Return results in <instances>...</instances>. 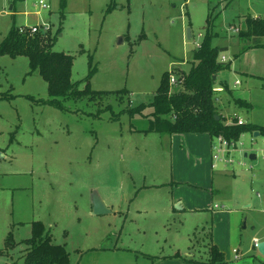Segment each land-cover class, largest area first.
Returning <instances> with one entry per match:
<instances>
[{
    "label": "rangeland",
    "instance_id": "374dc122",
    "mask_svg": "<svg viewBox=\"0 0 264 264\" xmlns=\"http://www.w3.org/2000/svg\"><path fill=\"white\" fill-rule=\"evenodd\" d=\"M38 2L0 0V41L12 24H46L52 50L72 56L79 89L88 81L128 92L58 108L44 102L47 84L27 57L0 55V264H24L35 221L68 264H210L211 244L220 264H264L255 247L264 236V136L244 132L224 146L207 132L148 130L149 106L122 111L151 101L164 71L187 72L207 36L228 66L215 84L222 122L264 126V35H240L247 17L264 16V0ZM220 145L222 159H212ZM93 191L109 213L92 214Z\"/></svg>",
    "mask_w": 264,
    "mask_h": 264
},
{
    "label": "trees",
    "instance_id": "16d2710c",
    "mask_svg": "<svg viewBox=\"0 0 264 264\" xmlns=\"http://www.w3.org/2000/svg\"><path fill=\"white\" fill-rule=\"evenodd\" d=\"M245 21L246 28L240 31V35L246 38L264 35V16L255 18L249 16ZM51 44L52 36L49 29L33 33L27 30L20 32L18 26L14 24L0 41V55L5 54L12 58L27 57L29 72L36 71L46 82L49 98L44 102L63 108L61 100L87 97L88 100L95 101L113 94L121 101L123 98L121 95L128 92L126 89L114 92L93 90L89 87L88 81L84 88L79 89L70 79L72 56L52 50ZM218 54V47L212 46L209 37L206 36L192 51L189 70L187 72L179 70L176 77L178 90L174 91L169 83L172 71H164L151 101L136 107L126 106L122 111L143 114V108L149 106L151 111L145 116L148 117V130L153 132H207L211 136L220 135L227 141L238 139L244 132L253 134L254 131H258L259 135L264 136V126L249 122L241 124L222 122L223 118L215 105L218 92L215 84L217 74L228 66L219 60ZM220 84L226 86L224 82ZM236 103L249 106L242 100H237ZM105 108H109V104ZM164 115H169L170 118L167 119ZM216 115L218 119L215 118ZM32 227V235L24 241L26 244L24 264H68L67 251L62 245L51 241V236L42 223L35 221ZM208 253L206 263L223 262L224 256L214 244L209 246Z\"/></svg>",
    "mask_w": 264,
    "mask_h": 264
},
{
    "label": "built area",
    "instance_id": "2783aa9c",
    "mask_svg": "<svg viewBox=\"0 0 264 264\" xmlns=\"http://www.w3.org/2000/svg\"><path fill=\"white\" fill-rule=\"evenodd\" d=\"M42 7H47V5L43 2V0H39L38 2ZM19 28V31L20 32H23V31H29L31 33L37 31V30H42V31H46L49 29V27L46 25V24H42L40 26L38 25H32V26H26V25H19L18 26ZM234 31H238V29L234 28L233 29ZM199 46V45H198ZM220 61L224 62L225 61V57L224 56H221L219 58ZM176 82H177V79L174 75L170 74L169 76V83L172 85V86H176ZM235 83H238V81H236ZM218 90V89H217ZM238 124H241L243 123V121L241 119L237 120L236 121ZM217 140L219 142H221L224 146H227V145H232L234 146V144L231 142V141H227L226 139H224L222 136L218 135L217 136ZM224 150L225 148H223L221 145L219 146V148H217V151L216 153L212 154V159H218V160H221L222 158L219 157V154H223L224 153ZM226 162H230V159H225ZM214 166V164H212V167ZM257 241H255V245H256ZM234 252H236V250H234Z\"/></svg>",
    "mask_w": 264,
    "mask_h": 264
},
{
    "label": "water",
    "instance_id": "95a60500",
    "mask_svg": "<svg viewBox=\"0 0 264 264\" xmlns=\"http://www.w3.org/2000/svg\"><path fill=\"white\" fill-rule=\"evenodd\" d=\"M12 8V5H9V9ZM187 35L188 37L190 36V31L187 29ZM178 86H173L172 89L174 91L178 90ZM216 119H218V115L215 116ZM259 135L258 131L253 132V137H256ZM244 157H248L249 159H254L255 154H247L246 152L244 153ZM90 206H91V212L94 215H99V214H104V213H109L110 210L105 204V202L100 198V196L93 191L90 196ZM257 251L264 256V239L261 241H258L255 245Z\"/></svg>",
    "mask_w": 264,
    "mask_h": 264
},
{
    "label": "crops",
    "instance_id": "0c3cea01",
    "mask_svg": "<svg viewBox=\"0 0 264 264\" xmlns=\"http://www.w3.org/2000/svg\"><path fill=\"white\" fill-rule=\"evenodd\" d=\"M235 84H238V83H235ZM221 86V85H220ZM223 87V86H222ZM229 92L230 91H227V93L226 94H229ZM218 98V97H217ZM264 239V236L262 237V240ZM259 241H261V240H259ZM246 264H255L254 262H253V260L250 262H248V263H246ZM258 264V263H257Z\"/></svg>",
    "mask_w": 264,
    "mask_h": 264
}]
</instances>
